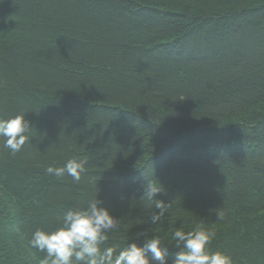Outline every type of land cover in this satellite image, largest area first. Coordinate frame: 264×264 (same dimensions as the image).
<instances>
[{
    "label": "trees",
    "instance_id": "obj_1",
    "mask_svg": "<svg viewBox=\"0 0 264 264\" xmlns=\"http://www.w3.org/2000/svg\"><path fill=\"white\" fill-rule=\"evenodd\" d=\"M18 114L0 264H39L32 233L96 195L119 220L105 246L201 224L212 251L264 264V0H0V119ZM74 158L79 182L47 173ZM156 181L170 207L153 225Z\"/></svg>",
    "mask_w": 264,
    "mask_h": 264
},
{
    "label": "clouds",
    "instance_id": "obj_2",
    "mask_svg": "<svg viewBox=\"0 0 264 264\" xmlns=\"http://www.w3.org/2000/svg\"><path fill=\"white\" fill-rule=\"evenodd\" d=\"M30 124L24 114L0 119V138L10 153L19 152L29 140ZM87 159H71L62 167L48 166V174L57 178L65 174L79 182L85 172ZM165 189L158 182L143 188V198L154 204L156 211L149 216L151 224H160L170 205L157 199ZM61 226L52 231L37 228L28 241L31 248L44 253L39 264H233L232 257L223 251H212L210 244L215 232L201 224L185 231L175 228L165 244L159 235L142 233L140 243L130 242L123 248L105 246L109 234L118 228L119 220L97 198L85 207L69 208L61 218ZM139 239V237H138ZM175 249L169 261V249Z\"/></svg>",
    "mask_w": 264,
    "mask_h": 264
}]
</instances>
